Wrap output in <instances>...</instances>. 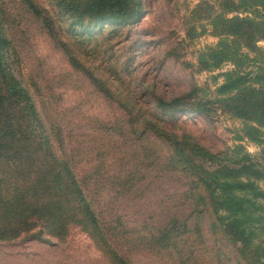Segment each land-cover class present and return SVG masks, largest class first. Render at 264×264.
Returning a JSON list of instances; mask_svg holds the SVG:
<instances>
[{"label": "rangeland", "instance_id": "rangeland-1", "mask_svg": "<svg viewBox=\"0 0 264 264\" xmlns=\"http://www.w3.org/2000/svg\"><path fill=\"white\" fill-rule=\"evenodd\" d=\"M135 1L140 13L137 21L108 24L101 32L94 29L92 35L86 31L97 20L84 13L87 0L82 5L64 0H0V13L14 61L12 64L6 59L5 65L11 64L31 95L30 105L41 117L43 132L65 140L54 144L55 150L71 160L102 223L118 219V224L127 229L147 231L176 209H183L180 203L185 181L179 175L162 177L158 170L146 168L144 181L137 186L138 195L113 205L111 201L117 199L94 186L100 179L90 170L98 167L108 176L124 178L132 168L127 153L138 142L125 133L124 137L108 138L109 144L102 146L99 137L103 132L96 130L101 124L113 127L130 117L141 120L142 114L160 116L163 112L157 108L158 100L169 102L189 96L184 101L190 105L207 103L206 115L191 109L168 112L160 121L162 128L178 136L185 133L213 153L240 146L256 165L263 162L259 146L237 138L242 136L243 122L226 113L219 103L216 89L223 84L224 74L234 70L233 64L224 62L217 68L204 69L199 63L200 57L220 41L212 22L229 0ZM119 8L133 10L135 6L129 2ZM235 15L255 18L242 13H226L225 17ZM257 46L264 49V41ZM90 76L98 81L92 82ZM149 138L150 147L160 150L164 157L167 151L163 142L154 136ZM256 182L264 188V178ZM102 204L108 206L107 210ZM261 206L264 208V203ZM198 223L204 229L201 234H208V241L203 239L196 248L198 252L209 248L222 253L220 264H246L239 253L240 243L216 238L208 229L207 219ZM259 240L264 247V234ZM125 254L130 264H169L151 255ZM0 264L109 261L79 228L72 229L63 241L50 236L46 229H36L16 240L1 242Z\"/></svg>", "mask_w": 264, "mask_h": 264}, {"label": "trees", "instance_id": "trees-1", "mask_svg": "<svg viewBox=\"0 0 264 264\" xmlns=\"http://www.w3.org/2000/svg\"><path fill=\"white\" fill-rule=\"evenodd\" d=\"M64 1L85 4V0ZM87 1L84 13L97 20L89 31L86 29L87 35L103 31L102 26L108 24L126 25L140 18L135 0ZM124 2H132L135 8L120 9ZM226 13L255 18H228ZM212 26L220 41L200 57L199 63L204 69L217 68L224 62L233 64L234 70L224 74L223 84L216 89L221 97L219 103L226 113L243 122L242 136L237 138L260 147L263 165H256L240 146L213 153L185 133L178 136L162 128L160 121L168 112L191 109L206 115L207 103L190 105L184 101L189 96L169 102L158 100L157 108L163 112L160 116L142 114L141 120L130 117L113 127L101 124L96 130L103 132L99 137L102 146L125 133L138 142L127 153L132 158V168L124 178L108 176L106 170L98 167L90 170L92 176L100 179L94 181V186L117 199H111L113 205L138 195L137 186L144 181L146 168L158 170L162 177L176 174L185 181L180 203L183 209H176L146 231L127 229L118 224V219L111 224L102 223L71 160L55 150L54 144L65 140L43 132L41 117L30 105L31 95L11 64L5 65L6 59L12 64L14 61L0 13V243L36 229H46L50 236L63 241L72 229L79 228L100 248L109 264H130L125 253L151 255L169 264H220L222 253L196 249L203 239L208 241V234H201L204 229L198 223L204 218L216 238L240 243L239 253L246 264H264V247L259 240L264 234V188L256 182L264 178V49L257 46L264 41V0L226 1ZM90 77L92 82L98 81ZM150 136L163 142L167 151L164 157L160 150L150 147Z\"/></svg>", "mask_w": 264, "mask_h": 264}]
</instances>
